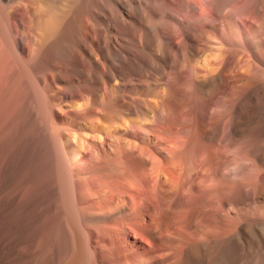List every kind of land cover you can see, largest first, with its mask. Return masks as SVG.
<instances>
[{"label":"bare ground","instance_id":"obj_1","mask_svg":"<svg viewBox=\"0 0 264 264\" xmlns=\"http://www.w3.org/2000/svg\"><path fill=\"white\" fill-rule=\"evenodd\" d=\"M0 264H264V0H0Z\"/></svg>","mask_w":264,"mask_h":264},{"label":"clouds","instance_id":"obj_2","mask_svg":"<svg viewBox=\"0 0 264 264\" xmlns=\"http://www.w3.org/2000/svg\"><path fill=\"white\" fill-rule=\"evenodd\" d=\"M233 150L235 151V149H233ZM244 166H246L248 168L247 174L251 175L253 170L250 167H248L247 161L244 162ZM240 167H241V165L237 164L236 166H234L231 169V173L234 174L233 175L234 180H242L243 179V176L235 175V174L240 172Z\"/></svg>","mask_w":264,"mask_h":264},{"label":"rangeland","instance_id":"obj_3","mask_svg":"<svg viewBox=\"0 0 264 264\" xmlns=\"http://www.w3.org/2000/svg\"><path fill=\"white\" fill-rule=\"evenodd\" d=\"M246 210H247L248 214H252V215H254V213H255L254 209L252 210V206L247 207ZM252 212H254V213H252ZM219 238H220V235H216V236L214 237L215 240L218 239V240H216V241H220ZM220 239H221V238H220ZM262 249H263V247L260 249V251H261Z\"/></svg>","mask_w":264,"mask_h":264}]
</instances>
